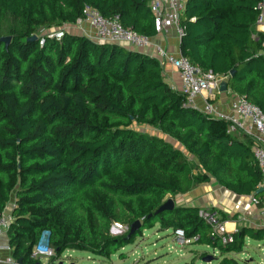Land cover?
<instances>
[{
  "label": "trees",
  "instance_id": "obj_1",
  "mask_svg": "<svg viewBox=\"0 0 264 264\" xmlns=\"http://www.w3.org/2000/svg\"><path fill=\"white\" fill-rule=\"evenodd\" d=\"M260 1L186 0L179 53L226 77L232 93L264 114L262 36L252 37ZM147 2L0 0V37H10L8 45L0 41V213L14 196L6 234L22 264L39 262L30 253L42 230L57 255L72 249L109 256L155 224L198 235L194 243L221 256L240 250L246 238H264V228L240 226L223 245L194 206L155 214L167 195L209 176L235 195L260 196L248 137L237 140L225 120L185 106L186 94L164 81L153 56L67 31L39 44L40 29L74 24L85 5L153 36ZM140 125L176 146L134 128ZM116 225L126 231L112 235ZM46 264L59 263L50 256ZM217 264L238 261L224 256Z\"/></svg>",
  "mask_w": 264,
  "mask_h": 264
},
{
  "label": "built area",
  "instance_id": "obj_2",
  "mask_svg": "<svg viewBox=\"0 0 264 264\" xmlns=\"http://www.w3.org/2000/svg\"><path fill=\"white\" fill-rule=\"evenodd\" d=\"M186 0H151L149 4L153 17V26L155 33L166 32L169 28H173L177 36H182V28L179 18L185 10ZM256 30L252 37L257 39L259 34L262 36V50L264 54V0H261L256 6ZM74 26L79 29L83 36L99 41L102 43H110L116 45H127L133 48H146L150 45L149 37L142 35L131 28L124 27L117 15L109 17L103 16L97 9L85 5L82 9L81 16L76 20ZM63 29L44 31L40 29L39 44H43L44 36L48 38L60 39L63 36ZM154 57L161 66L169 65L176 70L179 75L182 92L186 94L185 106L196 111L211 115L218 119L225 120L227 124V132H241L251 142V152L257 168L260 172L261 180L258 189L263 193L260 196L250 195V202L258 208V216L263 220L264 225V114L259 107L246 100L243 96H235L229 104V112L226 113L222 109H218L211 102L212 98L219 92V84L221 76L211 70H204L193 64L186 57L171 54L162 49L159 45L153 46ZM197 96L203 98V107L198 110L194 100ZM14 205L8 210L0 213V236L8 230L12 216L10 211ZM197 214L211 229L212 236L218 238L224 245L233 241L232 234L238 232L234 229L228 231L225 223L220 219L217 212L210 208H199ZM175 233L182 244L193 243L198 239V235L185 237L180 229H176ZM50 233L48 230H42L37 240L31 247L30 256L32 259L46 260L53 255V249L49 243ZM10 250L9 245L0 244L1 250ZM218 253L216 248L212 247V254ZM0 264H17L16 260L7 257L1 258Z\"/></svg>",
  "mask_w": 264,
  "mask_h": 264
},
{
  "label": "rangeland",
  "instance_id": "obj_3",
  "mask_svg": "<svg viewBox=\"0 0 264 264\" xmlns=\"http://www.w3.org/2000/svg\"><path fill=\"white\" fill-rule=\"evenodd\" d=\"M74 28L71 27L70 31L76 33L77 30ZM95 42L102 43L99 41ZM209 98L211 99L210 96ZM134 128L149 135L162 137L165 141H169L176 146L175 141L154 127L140 125L134 126ZM201 172H203V169L200 172L193 170L194 175H198ZM210 178L214 184H218L216 179L209 176L206 182H199L195 187L207 185ZM194 188L175 197L167 195L163 199V202L167 199H172L174 206H183L179 203L180 199L185 203H190L188 198H195V195L193 196L194 191H192ZM247 223L249 226L256 227L255 224L249 223V221ZM115 227H118L119 230L118 232L110 231L112 235H120L121 232L126 231L125 226L120 225ZM175 230L172 228L166 229V227L160 224H155L149 229H144L142 234L137 236L131 243L109 256H95L84 250L70 249H64L58 255L54 252L52 256L56 257V262L61 264H183L185 262H192L194 264H217L224 257L219 253L213 255L211 246L201 245V242L198 241L189 244L180 243ZM207 256H212L213 260L210 262L203 261ZM225 256L237 260L238 264H264V238H246L245 246L240 250L228 251Z\"/></svg>",
  "mask_w": 264,
  "mask_h": 264
},
{
  "label": "crops",
  "instance_id": "obj_4",
  "mask_svg": "<svg viewBox=\"0 0 264 264\" xmlns=\"http://www.w3.org/2000/svg\"><path fill=\"white\" fill-rule=\"evenodd\" d=\"M151 0H148L147 6H149ZM71 27H75L74 24H66L63 26V30L82 35L81 31L77 28H74L76 33L71 32ZM255 27V26H254ZM256 30V27H255ZM150 45L146 48H133L127 45H121L122 47L135 50L138 52H142L144 54L155 56L153 53V46L159 45L166 52L179 55V42L180 38L177 36L176 32L173 28H169L166 32L163 33H155L153 36L149 37ZM161 73L164 81L172 88L178 91H182V85L179 78L178 73L174 68L169 65L161 66ZM219 75V74H218ZM220 81H225L226 77L220 75ZM237 96L232 93L230 89L227 87V90L224 92H220L215 94L213 98L209 99L215 107L218 109L224 110L226 113L229 112V104L230 101L233 100ZM203 98L197 96L194 100L198 110L203 107ZM232 135L237 140H242L245 138V135L239 131L232 133ZM192 191L193 196L195 198H188L190 203H185L183 200L179 199V203L186 206H194L197 208H210L217 212L220 219L225 223V227L228 231H232L234 229L238 230L240 226H248V223L255 224V228H264L263 220L258 216V208L251 204L250 195H235L225 188H223L219 184H214L210 178L209 183L207 185H201L195 187ZM190 193V192H189ZM261 194L263 191L261 190ZM179 195V194H178ZM186 195V194H184ZM187 196V195H186ZM175 197V196H174ZM14 204V196L11 197V200L8 202L5 210L10 209V207ZM253 227V226H250ZM0 244L8 245V237L6 233H3L0 236ZM72 250V249H70ZM118 252V251H117ZM92 254V253H91ZM1 258H12V251L4 249L0 252ZM97 256V255H95ZM225 256V255H224ZM226 257V256H225ZM40 264H46V260H41Z\"/></svg>",
  "mask_w": 264,
  "mask_h": 264
},
{
  "label": "water",
  "instance_id": "obj_5",
  "mask_svg": "<svg viewBox=\"0 0 264 264\" xmlns=\"http://www.w3.org/2000/svg\"><path fill=\"white\" fill-rule=\"evenodd\" d=\"M36 39H37V37L35 35H32L29 38V40H36ZM9 40H10V37H8V36L0 37V41L4 42L5 45H8ZM233 73H234V71L231 70L229 72V76H232ZM226 90H227V81L226 80L225 81H221L220 84H219V92H224ZM259 192H261V189L257 190V193H259ZM173 208H174V201L172 199H167L165 202H163L158 207V209L155 211V214H157L159 212H162L164 210H172ZM138 227H139V221H136L133 224H131L127 237H130L133 234L134 230L137 229ZM118 230H119L118 227L116 228L115 226L111 227V229H110L111 232H118ZM212 260H213L212 256H207L206 258L203 259V261H205V262H210ZM16 263L17 264H22V260L21 259H17ZM33 264H40V263L36 262V263H33ZM59 264H61V263H59Z\"/></svg>",
  "mask_w": 264,
  "mask_h": 264
}]
</instances>
